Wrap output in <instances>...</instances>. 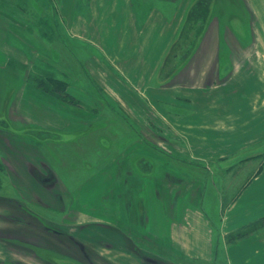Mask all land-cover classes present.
<instances>
[{
	"label": "crops",
	"instance_id": "0c3cea01",
	"mask_svg": "<svg viewBox=\"0 0 264 264\" xmlns=\"http://www.w3.org/2000/svg\"><path fill=\"white\" fill-rule=\"evenodd\" d=\"M176 1L179 2H157L167 4ZM190 2L183 10L179 4L180 13L176 11L170 21L164 9L147 8L151 4L149 0H60L61 26L68 40L78 43L76 50L68 41L62 45L68 54H72L71 58L81 62L84 75L79 85L90 86L96 84L95 80L105 87L110 101L119 102L123 107H130L139 113L138 102L147 103L160 117H166L170 131L190 150L180 145L171 147V152L178 157L176 160L166 159L149 149L141 150L137 156V177L144 196L139 205L140 217L143 219L146 213L150 220L145 231L141 225L137 232L125 229L135 238L134 243L143 252L160 257L168 264H217L218 250L223 253L226 264H233L234 261L240 264V255L243 256V250L251 243L256 245L255 253H264V241L226 242L231 232L225 230L222 233L219 224H214L213 208L217 203L214 198L210 202L206 189L208 184L210 187L214 185L219 167L226 170L236 164H226L236 151L264 142V120L261 122L259 117L264 110V5L260 0H240V4L237 3L240 9H234L230 3L234 4L235 0H227L226 11L222 6L214 7L208 23L201 26V21L197 20L196 25L200 26L198 43L193 48V56L184 62L181 53L176 52L172 56V52L179 49L183 53L187 47H172V43ZM238 14L249 18L251 27L260 26L259 32L253 34V29L251 31L255 36V57L248 67L249 71L238 75L239 83L246 92L229 95L218 86L216 88L213 82L203 89L202 77L212 66L209 68L207 60H212L215 28L224 21L233 26ZM170 26H173L172 30ZM59 53L63 52L58 50L57 55ZM31 102L32 109L36 100ZM156 102L169 105L166 106L169 111L152 106ZM39 104L38 107L45 112L39 120H49L35 122V126L52 130L54 120L59 117V109L56 105L51 108L42 102ZM177 107L183 110L177 112ZM21 116L27 122L31 117L24 108ZM0 132L4 131L0 129ZM127 133L128 127L118 125L109 135L110 139L100 141V146L130 141L131 135L127 136ZM61 135L62 140L68 143L70 134L62 132ZM51 139L45 141L35 137L17 140L36 145L44 160L50 163V153L48 159L39 145L49 150L54 143ZM85 139L86 136L79 137L81 143ZM97 150L96 156L102 154V149L97 147ZM90 152L88 156L94 157L96 151L91 149ZM196 156L223 159L212 165L208 176H205L200 171L202 166L197 165V161H205ZM260 176L264 178V159L244 184L236 201H233L234 205L239 198H248L252 190L255 192L251 197L258 196L256 192L261 194L260 190L252 189ZM261 183L264 184V180L258 184ZM130 253L122 249L121 264H131ZM2 256L4 253L0 252Z\"/></svg>",
	"mask_w": 264,
	"mask_h": 264
},
{
	"label": "flooded vegetation",
	"instance_id": "af4514ba",
	"mask_svg": "<svg viewBox=\"0 0 264 264\" xmlns=\"http://www.w3.org/2000/svg\"><path fill=\"white\" fill-rule=\"evenodd\" d=\"M236 17L233 26L224 21L215 28L212 60H207L209 68L212 66L208 72H203V89L213 82L229 95L246 92L238 75L249 71L255 57L253 34L259 32L260 26L251 27L244 14ZM86 73L89 74L88 70ZM54 80L70 88L61 95L70 93L68 101L74 106L77 94L71 89L76 84L75 78L56 76ZM93 82L96 84L91 86L97 92L94 102H99L93 107L98 108L88 106L89 109L84 107L64 114L58 108L59 98H54L59 117L54 120L52 130L36 127L22 117L19 132L12 122L13 117L5 111L0 113V129L4 131L0 134L5 144L12 136L25 140L52 138L54 142L49 149L50 163L44 160L36 145L21 140L17 146H12L11 142L7 145L13 150L19 149V154H11L16 160L14 179L24 188L21 191L26 192L29 184L42 190L36 188L27 197L21 191L0 193V252L4 253L0 264H121L122 249L131 252V264H168L160 257L143 252L134 243L133 235L125 230L130 228L137 232L141 225L145 231L150 220L144 210L143 219L140 217L139 205L144 196L137 177V156L141 150L149 149L166 159L176 160L178 157L171 152V147L180 145L185 150L188 147L170 131L166 117L156 114L153 107L139 101L141 113L125 108L119 102L110 101L105 87ZM108 104L113 105V111L106 116L103 107ZM152 106L169 111V105L166 107L162 102ZM181 110L177 107V112ZM124 122L131 140L100 146V141L110 139L109 135ZM62 132L70 134L68 143L62 140ZM82 136H86L84 143L79 140ZM97 147L103 151L96 156ZM91 149L96 151L94 157L88 156ZM4 156L1 155V160L5 166L11 161ZM196 158L205 161H197L205 176L212 165L223 159L218 156Z\"/></svg>",
	"mask_w": 264,
	"mask_h": 264
},
{
	"label": "rangeland",
	"instance_id": "374dc122",
	"mask_svg": "<svg viewBox=\"0 0 264 264\" xmlns=\"http://www.w3.org/2000/svg\"><path fill=\"white\" fill-rule=\"evenodd\" d=\"M157 1L159 0H149L151 4L147 8L164 9L168 20L172 21V15L176 14V11L180 13V5L183 10L189 0H179V2L167 4L158 3ZM218 1L224 5L227 3V0ZM235 2L240 4V0H235ZM260 2L264 5V0H260ZM59 3L60 0H0V113L5 111L10 117H13L12 122L16 129L22 128L23 124L20 120L23 119L21 116L23 108L28 110L31 116L29 121L32 125L35 122L39 123V121L49 120L48 118L39 120L45 112L38 105H40L39 102H42L44 105L54 108L56 102L53 98H59L60 106L58 108L64 114L70 113L74 109H83L84 107L86 109L90 107L93 109L98 108L97 106V108L93 107V105H99V102H94V96L97 92L94 91L93 86L79 85L80 80L83 81L82 76L84 75L81 69V62L74 59L75 57L71 58L72 54H68V51L62 45L68 41L69 45L76 50L78 43L68 40L61 26ZM81 3L83 4L82 1ZM237 8L240 9V7ZM222 9L226 11V6H222ZM170 29L172 30L173 26H170ZM41 43L43 44L40 45ZM58 50L63 53L57 55ZM58 56L59 62L57 61ZM77 56L81 55L77 54ZM68 65L69 68L67 70ZM56 70L58 71L56 72ZM67 71H71L75 75ZM56 76H61L65 79L68 76L75 78V83L77 84L73 85L71 89L72 92L74 91L77 94V100L73 101L74 106L69 102L70 93L65 94L66 96L61 95L70 88L56 84L54 80ZM60 87L61 89H59ZM32 99L36 100V102L34 103V108L31 109L30 106L33 105ZM77 104H80L81 107L78 108ZM111 107H113L111 104L103 107L106 116L112 113L113 108ZM259 117L262 120L261 122H263L264 110ZM122 125L126 127L127 124L124 122ZM19 129L17 131L20 132ZM15 138L13 136L10 138L12 139L10 140L12 146H17L20 143ZM14 139L15 142H13ZM10 142L8 140L7 144H5L0 134V193L11 192L16 194L24 188L14 179L16 176V171H14L16 160L11 152L19 154V149L13 150V147L12 149L8 147L7 145ZM16 143L18 144L16 145ZM39 147L44 149L45 156L50 159V150L42 145H39ZM239 151L241 150L236 151L234 154ZM1 155H5L6 158L9 157L10 164L4 166ZM262 159H264V154L251 160L238 162L226 170H222L219 167L218 176H214V185L211 187L209 184L207 185L208 199L213 202L211 200L214 198L217 203L216 207L213 208V218L214 224H219L220 231L223 233L226 230V232L233 233L243 229H251V234L236 241H264V184H258L264 178L260 176V180L252 185V189L260 190L261 194L256 192L258 196L251 197L255 192L252 190L248 198H239L236 205L233 203L234 200L236 201L246 181L262 162ZM24 160L25 158L22 163ZM21 165L23 169L24 165ZM22 169L21 171L24 172ZM36 188L35 185L30 186L29 184L26 192H21L27 197ZM40 190L38 189L37 191ZM31 206L35 209L34 205ZM255 247L256 245L251 243L243 250V256L240 255L242 258L240 264H258V262H260L259 264H264L263 251L260 254L255 253ZM222 254L220 250L217 251V264H226ZM233 264H238V261H234Z\"/></svg>",
	"mask_w": 264,
	"mask_h": 264
},
{
	"label": "water",
	"instance_id": "95a60500",
	"mask_svg": "<svg viewBox=\"0 0 264 264\" xmlns=\"http://www.w3.org/2000/svg\"><path fill=\"white\" fill-rule=\"evenodd\" d=\"M230 4L233 5L231 6V8L237 9V7H239V5L236 2H234V4L232 3ZM216 6H226V5L219 3L218 0H191L185 12L184 20L178 31L176 39L172 43V47L174 46L180 47L182 45H185L187 47V50L183 53L179 51V49L175 50L172 52V56L176 52L177 53L179 52L181 53V57L183 58L184 62L188 60L189 57L193 56L194 54L193 48L198 43L197 32L198 29H200L199 28L200 26L196 25L197 20H200L201 21L200 25L204 26L206 23L209 22L210 14L212 13L213 8ZM199 15L202 16L200 17ZM262 153H264V142H261L254 147L247 148L237 152L226 161V164L231 166L242 160L255 157Z\"/></svg>",
	"mask_w": 264,
	"mask_h": 264
},
{
	"label": "trees",
	"instance_id": "16d2710c",
	"mask_svg": "<svg viewBox=\"0 0 264 264\" xmlns=\"http://www.w3.org/2000/svg\"><path fill=\"white\" fill-rule=\"evenodd\" d=\"M263 218H264V216H263ZM251 233H252L251 229H243V230H239V231L230 233L227 236V242H235L237 239L244 238Z\"/></svg>",
	"mask_w": 264,
	"mask_h": 264
}]
</instances>
